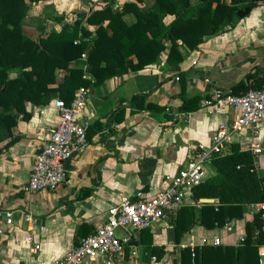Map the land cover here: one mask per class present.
Masks as SVG:
<instances>
[{"label":"crops","instance_id":"1","mask_svg":"<svg viewBox=\"0 0 264 264\" xmlns=\"http://www.w3.org/2000/svg\"><path fill=\"white\" fill-rule=\"evenodd\" d=\"M127 1L131 0H116L113 6L120 8ZM190 2L196 5L201 0ZM102 4L104 0L33 2L25 18L35 14L44 30L37 27L31 35L24 26L23 29L38 40ZM50 15L60 16L61 20ZM174 18L170 13L163 16L166 28ZM124 19L129 22L132 16L124 15ZM177 42L183 55L177 64H168L166 52H162L155 63L141 70L88 86L87 101L79 115L90 123L88 144L65 161L66 182L57 190L29 192L26 186L32 159L42 145L43 136L58 122L54 100L59 98V93L51 92L45 104L27 101L25 113L16 114L11 130L2 128L0 208L13 211L15 219L12 224L0 219V264H52L82 237L101 226L106 209L121 196H132L138 190L147 196L154 195L166 186L167 176L178 173L194 145L209 144L216 128L230 119L233 111L226 106L204 108V100L212 98L215 88L230 92L247 74H251L253 84L264 83V0L256 2L233 24L225 22L215 33L205 35L196 49H189L180 39ZM85 58L72 61V66L85 69ZM17 74L12 71L9 76ZM64 74L65 70L59 69L58 80ZM84 76L91 82L94 80L89 72L85 71ZM181 78L185 97L200 96L198 109H178ZM134 97L143 100V105L157 104L161 108L139 109L133 103ZM231 139L230 144H238L242 150L251 151L253 145L262 148L254 157L257 172L264 176V118L255 129L246 128ZM205 170V178L216 173L212 163ZM192 188H185L184 206L198 210L201 202L192 199ZM261 206L260 203L244 205L242 218L231 219L221 227L208 229L194 223L179 241L175 240L172 225L176 212L137 232L120 229L117 234L127 241L122 255L113 258L112 264H162V260L174 264L180 260L182 247L237 246L244 237L245 223ZM26 237L31 240H25ZM215 238L220 240L219 244L213 243ZM36 244L38 247L34 249ZM154 245L164 247L166 253L160 259L155 255L156 260L152 261L148 248ZM258 254L260 264H264V244L258 246ZM105 260L98 256L82 264H106Z\"/></svg>","mask_w":264,"mask_h":264},{"label":"trees","instance_id":"2","mask_svg":"<svg viewBox=\"0 0 264 264\" xmlns=\"http://www.w3.org/2000/svg\"><path fill=\"white\" fill-rule=\"evenodd\" d=\"M40 0H0V140L2 128L11 130L16 114L25 113V103L45 104L53 91L69 103L79 86H98L107 78L137 71L157 61L166 52L168 64L183 60L179 39L193 50L205 35L215 33L225 22L233 24L237 10L253 7L260 0H201L193 5L190 0H131L120 8L116 0H104L73 23H63L59 31L33 39L23 29V20L30 5ZM167 13L175 18L166 28L162 19ZM124 15L132 16L128 22ZM55 20L60 16L50 15ZM96 26V28H91ZM40 31L44 25L37 26ZM165 40V41H163ZM85 54V69L72 66ZM64 69L58 80L57 71ZM17 71L15 77L9 73ZM94 76L91 82L84 73ZM181 104L179 110L198 109L200 96H184L181 78ZM262 84L252 82L251 74L235 84L230 93L241 95ZM137 108L159 109L157 104L143 105L133 98ZM26 115V114H25ZM89 128V127H88ZM211 163L216 173L193 186L191 197L217 198L218 203H201L200 208L183 206L172 221L175 240L179 241L194 223L211 229L221 227L234 218H242L244 205L264 203V188L256 170L255 157L250 150L230 144V151L215 154ZM264 244V208L253 213L245 223L241 243L234 245H196L182 247L180 260L174 264H260L258 246ZM149 255L162 258L164 247L149 246Z\"/></svg>","mask_w":264,"mask_h":264},{"label":"built area","instance_id":"3","mask_svg":"<svg viewBox=\"0 0 264 264\" xmlns=\"http://www.w3.org/2000/svg\"><path fill=\"white\" fill-rule=\"evenodd\" d=\"M81 57H86L83 53ZM88 86H79L72 100L66 103L56 98L54 104L59 119L55 127L43 136V142L32 159L26 190L29 192L54 191L66 182L64 163L76 153L83 151L87 144L88 120L79 118L85 107ZM226 106L232 109L233 116L221 122L216 128L209 144L197 143L187 154L186 163L177 174L166 177V186L152 196L141 190L132 196H121L119 201L109 206L105 220L93 233L82 237L64 255L52 264H82L83 261L98 256L104 257L106 264L121 256L127 238L117 234L120 229L137 232L150 227L153 223L168 218L186 203L185 188H192L205 179V166L211 163L215 154L229 152L232 136L246 128L255 129L264 118V83L259 88H250L241 95L225 93L215 88L212 98L205 99L203 107L218 109ZM262 148L253 145L252 154L260 153ZM264 208V203H260ZM0 219L6 224L14 222L13 211L0 208ZM230 229L229 226H226ZM25 240L30 241L31 237ZM214 244L220 240L215 238ZM38 245L34 246V249ZM155 261L156 256L151 255Z\"/></svg>","mask_w":264,"mask_h":264},{"label":"rangeland","instance_id":"4","mask_svg":"<svg viewBox=\"0 0 264 264\" xmlns=\"http://www.w3.org/2000/svg\"><path fill=\"white\" fill-rule=\"evenodd\" d=\"M39 21L36 19V15L30 13L24 20L23 26L31 35L33 31L37 28ZM32 32V33H31ZM162 264H171L170 260H162Z\"/></svg>","mask_w":264,"mask_h":264},{"label":"water","instance_id":"5","mask_svg":"<svg viewBox=\"0 0 264 264\" xmlns=\"http://www.w3.org/2000/svg\"><path fill=\"white\" fill-rule=\"evenodd\" d=\"M250 10L249 6H246L244 8L238 9L237 10V16L239 17H243L244 15H246ZM263 188H264V180L262 182ZM218 199L217 198H207V197H203L199 199V202L201 203H218Z\"/></svg>","mask_w":264,"mask_h":264}]
</instances>
